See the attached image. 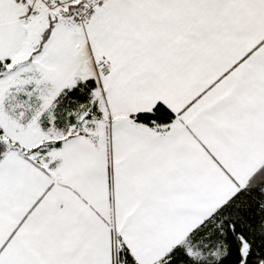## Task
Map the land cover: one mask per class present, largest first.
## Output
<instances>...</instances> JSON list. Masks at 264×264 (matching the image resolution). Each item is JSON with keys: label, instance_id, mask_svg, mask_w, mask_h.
<instances>
[{"label": "snow or ice", "instance_id": "6c2138e0", "mask_svg": "<svg viewBox=\"0 0 264 264\" xmlns=\"http://www.w3.org/2000/svg\"><path fill=\"white\" fill-rule=\"evenodd\" d=\"M0 264H264V0H0Z\"/></svg>", "mask_w": 264, "mask_h": 264}]
</instances>
